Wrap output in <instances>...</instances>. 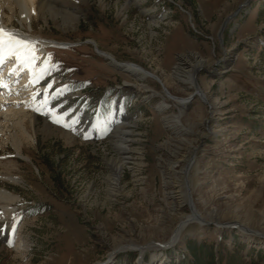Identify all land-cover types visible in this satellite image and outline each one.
<instances>
[{"label": "rangeland", "instance_id": "374dc122", "mask_svg": "<svg viewBox=\"0 0 264 264\" xmlns=\"http://www.w3.org/2000/svg\"><path fill=\"white\" fill-rule=\"evenodd\" d=\"M128 1L86 0L77 30L50 16L49 25L37 18L33 31L23 29L66 44L47 47L36 63L51 65L36 87H52L35 108L37 138L23 150L30 159L9 142L0 147V189L18 198L0 201V213L4 205L13 209L0 218V264H192L190 245L207 264H264V226L257 220L264 214V0H145L127 7ZM13 24L22 29L17 19ZM192 54L210 64L194 75L207 101L175 77ZM128 65L149 77L137 82ZM176 98L189 105L182 108ZM178 117L196 130L208 120L207 136L193 141L189 185L198 212L225 218L227 227L190 217L163 249L157 245L179 225L173 205L192 216L177 196L186 189L165 170L173 153L191 158L177 137ZM122 118L140 160L115 188L119 154L111 137ZM61 130L75 140L67 143ZM237 214L247 226H239ZM20 233L28 249L16 251ZM123 241L139 246L117 248Z\"/></svg>", "mask_w": 264, "mask_h": 264}, {"label": "bare ground", "instance_id": "6f19581e", "mask_svg": "<svg viewBox=\"0 0 264 264\" xmlns=\"http://www.w3.org/2000/svg\"><path fill=\"white\" fill-rule=\"evenodd\" d=\"M144 1L145 0H130L127 3V7H131L132 4L141 6V3ZM85 3L86 0H0V29H3L5 33L13 35L16 39L26 42L30 47L34 45L36 47L35 53L37 63L40 62V59L43 57V53L46 51L47 47L61 46L60 44L64 45L66 43H60L55 40H44V38H32L31 34L27 33L23 29L27 26L30 31H33V22L37 18H44L45 23L49 25L47 16H50L53 20L61 21L64 29L77 30L80 25V18L85 17V10L82 8V4ZM143 11L147 14L152 13L151 9ZM13 19H17L19 21L22 29L17 28L13 24ZM88 43L94 44L95 48L101 55L105 54L99 50L97 42L94 39H89ZM12 51H14V48L11 45L7 43L0 45V147L2 144L9 142L15 148L16 154L19 157L29 160L30 158L28 156L23 155V150L24 148L26 149L33 146L37 138L35 124L38 122V117L36 115L35 108L42 103L39 99L40 96L47 99L49 96V89L52 87V84H50L51 87L48 85L47 87L37 88V82L34 80L33 73L30 72L28 67H25L23 64L16 61V57L11 54ZM33 67L36 68V64ZM201 68L209 69L210 64H207L205 60L198 58L196 55L184 58L183 64L176 71L175 77L180 79V81L185 82L188 86L193 87L197 90L200 97L204 101H207V95L201 90L198 81H196L194 77L196 72ZM128 72L134 75L137 82L147 79L150 75V73H147L137 65H128ZM165 90L168 92L167 89ZM167 95H170V93L168 92ZM177 100L181 103L182 108L189 105L186 102L187 100H181L179 98ZM179 118L180 117L176 119V124L178 125L181 123ZM45 122V130H48V128H50V123L47 121ZM203 124H205V126H203L206 128L202 129V127L199 128L197 126V130L194 128L195 125H192L193 128L190 129L184 128L185 126L183 127L180 125L181 127L177 129V137H180L181 144H188V153L191 158L187 163L186 159L188 156H179V154L177 155L173 153L170 156V163L167 169H165L168 172L167 174L174 176L175 183L180 185L182 184V186L186 189L185 197L181 196L180 192V194L178 193V200L180 201V204H182L183 200L187 201L191 205L192 211V216L181 215L179 213V209L182 206L173 205L172 212L178 214L179 217V225L176 229V234L174 233L172 238L173 242L176 241L177 234L180 233V231L190 222V217H194L193 219L200 221L201 225L213 222L219 230L226 229L227 227L224 221L225 218L215 217V214L209 216L208 218L210 219L207 220V217H204L200 212H198L192 199V193L189 185V169L193 165L196 157V146L193 143L197 138L201 139L204 136L206 137V132L210 131L208 120H205ZM176 126L177 125H175V127ZM115 128L116 132L111 137V141L119 154V161H116L114 165L112 175L115 178L111 184L113 187L117 188L125 168H132L130 164L136 163L140 156L134 152V143L136 142L134 137L135 135L129 130L127 118H122L120 124ZM99 131L101 132V130ZM60 132L67 143H71L75 140L71 132H66L65 130H61ZM98 132H95L94 135L98 134ZM182 160L185 161H183V165L180 168L179 164L182 163ZM177 167H179V170ZM4 178L16 182V180L11 176H4ZM168 183L169 182H165L166 186ZM17 199L18 198L16 196L9 193L5 189H0V201L10 203L15 202ZM12 211L13 209L11 206L4 205L3 211L0 213V218L3 220L11 217ZM236 217V221L239 226L248 225L246 222L242 221V217L240 215L237 214L235 215V218ZM257 220L259 226H264V214H260ZM24 239L25 238L24 236L22 237L21 233L18 234L17 239L15 240L16 251L28 249V245ZM134 246L139 245H135L132 242L128 243L126 241L120 242L116 245L117 248H121L122 250H128V248H132Z\"/></svg>", "mask_w": 264, "mask_h": 264}, {"label": "snow or ice", "instance_id": "6c2138e0", "mask_svg": "<svg viewBox=\"0 0 264 264\" xmlns=\"http://www.w3.org/2000/svg\"><path fill=\"white\" fill-rule=\"evenodd\" d=\"M5 43L11 45L14 48V51H12L11 54L16 57V61L18 63H21L25 67L29 68L30 72L33 73L34 80L36 82H38L39 79H42L43 76L48 73L51 65H49L47 61H45V63L38 69L33 67L36 64L37 59L35 50L33 48H31L26 42L20 41L13 35L5 33L3 29H0V45H4ZM49 87H51L50 84ZM44 103L46 104L47 100H45ZM58 116L59 114H55L53 116L54 122L56 123L61 122ZM64 126L70 127V125L67 124V121L64 122Z\"/></svg>", "mask_w": 264, "mask_h": 264}, {"label": "trees", "instance_id": "16d2710c", "mask_svg": "<svg viewBox=\"0 0 264 264\" xmlns=\"http://www.w3.org/2000/svg\"><path fill=\"white\" fill-rule=\"evenodd\" d=\"M189 248H190L191 254H193L194 257L196 258L195 263H192V264H207V262H204L206 259H203V260L199 259V257H198L199 253H196V246L195 245H190ZM207 255L210 256L211 259H214V257H213L214 255L212 253H209ZM186 264H189V263H186Z\"/></svg>", "mask_w": 264, "mask_h": 264}, {"label": "water", "instance_id": "95a60500", "mask_svg": "<svg viewBox=\"0 0 264 264\" xmlns=\"http://www.w3.org/2000/svg\"><path fill=\"white\" fill-rule=\"evenodd\" d=\"M174 242H175V241H174ZM174 242H173L172 239H171V240H170L168 243H166L165 245H164V244H159V245H157V247L165 249V248H168V247L172 246V245L174 244Z\"/></svg>", "mask_w": 264, "mask_h": 264}]
</instances>
